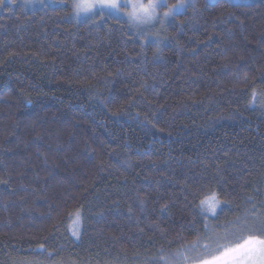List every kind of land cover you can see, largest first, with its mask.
I'll return each instance as SVG.
<instances>
[{
  "label": "trees",
  "instance_id": "1",
  "mask_svg": "<svg viewBox=\"0 0 264 264\" xmlns=\"http://www.w3.org/2000/svg\"><path fill=\"white\" fill-rule=\"evenodd\" d=\"M238 218L264 227V0L139 28L4 0L0 264H162Z\"/></svg>",
  "mask_w": 264,
  "mask_h": 264
},
{
  "label": "snow or ice",
  "instance_id": "2",
  "mask_svg": "<svg viewBox=\"0 0 264 264\" xmlns=\"http://www.w3.org/2000/svg\"><path fill=\"white\" fill-rule=\"evenodd\" d=\"M4 0H0V6H3ZM151 10L144 8L143 15L129 14L125 9L133 4V0H79L76 10L73 8L77 17L81 13H91L93 16L97 14L96 10L103 13L105 10H113L115 12H124L129 18V23L133 27L139 28L141 24L147 25L154 21L158 16V6L161 0H149ZM167 9L163 13V17L167 18L174 13L177 8L185 7V0H177L174 5L165 4ZM73 7V4H72ZM147 35L158 36L159 33H147L142 39H146ZM159 50V49H157ZM221 201L216 192L205 196L200 200V206H206L212 217L216 216V209ZM203 215V213H201ZM73 234H78V228L81 223L80 212L74 214ZM255 220V216L252 217ZM264 225V221H261ZM217 227H222L217 225ZM223 233L209 229L208 225H204L205 239L209 243H203L199 238L197 241L190 242L182 246V250H178L173 257L161 256L159 259L162 264H264V227H256L248 223L247 219L235 222H229L227 226H223ZM180 239H183L181 237ZM198 245L203 251H198ZM43 247V245H41Z\"/></svg>",
  "mask_w": 264,
  "mask_h": 264
},
{
  "label": "rangeland",
  "instance_id": "3",
  "mask_svg": "<svg viewBox=\"0 0 264 264\" xmlns=\"http://www.w3.org/2000/svg\"><path fill=\"white\" fill-rule=\"evenodd\" d=\"M16 1H18V0H16ZM23 1H25L30 6H34V5H37L38 3L43 2V1L54 2L55 0H23ZM62 1L70 3L71 5L73 4V0H62ZM191 1H195V0H185V7L184 8H177V9L174 10V13L172 15H170L167 18H164L163 17V13L166 11V7L164 5L165 4H170L172 2H176V0H161V3H160V5L158 6V9H157L158 16H157V18L154 21H156V20H158L160 18L168 19V18L172 17L176 13L183 12V10L187 7L188 3L191 2ZM209 1H213V0H209ZM230 1L248 3V2L253 1V0H230ZM60 2H61V0H60ZM72 11L74 13L73 7H72ZM96 12H97V14H111L113 16H116V17H119V18H123V19L125 18V19L129 20V18L127 17L126 13H124V12H115L113 10H105L103 13H100L98 10H96ZM74 16L77 19H83V18L90 17V16H93V15L91 13H88V14L81 13V15L79 17H77L75 15V13H74ZM154 21H152L151 23H153ZM72 227H73V223H72Z\"/></svg>",
  "mask_w": 264,
  "mask_h": 264
},
{
  "label": "clouds",
  "instance_id": "4",
  "mask_svg": "<svg viewBox=\"0 0 264 264\" xmlns=\"http://www.w3.org/2000/svg\"><path fill=\"white\" fill-rule=\"evenodd\" d=\"M177 3L172 2L170 5H174ZM77 5H79V0H73V8L76 10H79L77 8ZM147 7L151 10V5L149 3V0H133V4L129 5L126 9L125 12L129 14V17L131 16L132 13H135L136 15H143L144 14V8ZM167 11V9H166Z\"/></svg>",
  "mask_w": 264,
  "mask_h": 264
}]
</instances>
